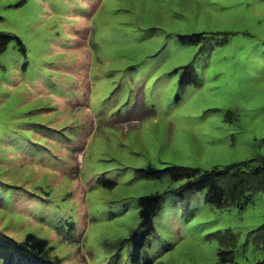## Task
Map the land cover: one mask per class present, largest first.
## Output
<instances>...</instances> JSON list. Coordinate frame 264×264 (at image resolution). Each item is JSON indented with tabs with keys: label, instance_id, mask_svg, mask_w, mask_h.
<instances>
[{
	"label": "rangeland",
	"instance_id": "obj_1",
	"mask_svg": "<svg viewBox=\"0 0 264 264\" xmlns=\"http://www.w3.org/2000/svg\"><path fill=\"white\" fill-rule=\"evenodd\" d=\"M20 1L0 0V31L25 48L0 55V232L46 239L62 264L263 262V189L221 209L137 170L264 156V0ZM156 193L133 262L120 242Z\"/></svg>",
	"mask_w": 264,
	"mask_h": 264
},
{
	"label": "trees",
	"instance_id": "obj_2",
	"mask_svg": "<svg viewBox=\"0 0 264 264\" xmlns=\"http://www.w3.org/2000/svg\"><path fill=\"white\" fill-rule=\"evenodd\" d=\"M26 0H21L23 4ZM205 33L199 32L192 35H179L182 42L197 44L204 40ZM15 38L25 51L19 37L0 31V55L6 50L9 42ZM184 76L180 78V84L195 80L191 65L185 66ZM257 161L259 164L251 170H246L249 163ZM137 175L141 177H161L167 175L173 181L184 180L181 190L193 193L205 190L204 200L217 208H228L233 205H243L247 195L256 190H264V156L251 161L234 163L225 167H213L208 170L199 168L166 166L163 169L147 166L138 169ZM110 186L113 182L107 181ZM162 194L156 193L143 195L139 198V228L132 232L129 238L122 240L124 245L129 243L132 247L131 261L138 262L142 250L147 246L148 239L154 231L153 216L160 209ZM184 198V195H181ZM231 252L221 251L220 260L216 264H226L231 261ZM146 260V263H149ZM0 264H62L58 256L53 254V247L46 239L33 233H27L23 240H16L0 232ZM260 264H264L260 262Z\"/></svg>",
	"mask_w": 264,
	"mask_h": 264
}]
</instances>
